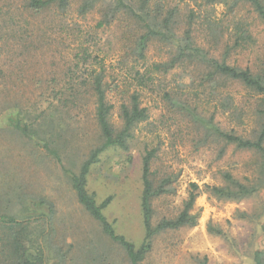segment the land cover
Listing matches in <instances>:
<instances>
[{"label":"rangeland","instance_id":"374dc122","mask_svg":"<svg viewBox=\"0 0 264 264\" xmlns=\"http://www.w3.org/2000/svg\"><path fill=\"white\" fill-rule=\"evenodd\" d=\"M166 3L177 7L179 35L190 28L195 45L211 57L264 73V24L248 6L230 14L225 5L203 0ZM78 4L74 0L64 16L47 11L23 17L40 41L0 43V217L29 223L44 264H130L125 250L80 204L67 174H78L104 144L91 83L92 75L102 73L116 133L132 94L139 95L148 114L132 129L127 149L107 148L87 176V190L98 204L112 198L103 213L116 233L137 247L145 238L143 161L156 150L151 178L155 185L170 183L168 193L152 201V226L181 213L191 183L199 185L191 211L196 225L159 233L142 264H254L256 252L264 250V183L258 168L263 159L219 142L196 120L213 117L223 131L251 138L261 125L256 113L261 96L232 80L215 91L214 83L203 82L207 70L197 62L179 64L165 75L153 72L154 64L175 55L179 43L154 41L145 58L131 54L128 46L134 43L123 42L122 33L134 30V23L119 15L118 22L99 28V13L80 16ZM191 10L196 18L189 25ZM240 19L249 23L253 41L233 48ZM136 76L153 78L140 87ZM181 102L195 117L178 107ZM225 103L229 109H223ZM18 119L31 138L15 128ZM225 173L257 191L237 200L214 196L205 186H225Z\"/></svg>","mask_w":264,"mask_h":264},{"label":"trees","instance_id":"16d2710c","mask_svg":"<svg viewBox=\"0 0 264 264\" xmlns=\"http://www.w3.org/2000/svg\"><path fill=\"white\" fill-rule=\"evenodd\" d=\"M74 0H0V43H34L40 41V36L35 35V30L29 31L31 26L23 17L39 16L47 11H55L62 16L66 15L73 5ZM79 0L77 12L80 16H87L96 10L100 15L97 27L106 29L114 22L120 20L119 15H124L135 25V29L122 33V40L126 43H134L128 46V51L139 57L145 58L149 43L159 41L161 43H179L175 55L167 62L153 65V72L168 74L177 65L197 62L207 72L204 74V83H214L215 91L223 87L229 80L242 84L247 89L254 91L259 99V108L256 113L260 118L261 125L257 134L251 138L237 134L235 130L223 131L213 123V117L202 119L198 116L196 123L209 129L214 138L227 145L233 144L240 150H249L263 159L260 169V184L264 183V73L255 72L249 68H239L230 65L226 60L219 61L209 55L207 51L197 47L192 37V29L187 28L181 35L176 31L178 17L177 7L170 8L166 0ZM205 5L223 4L228 8L230 14L236 9L248 6L258 20L264 24V0H203ZM164 10L166 12H164ZM196 18L195 11L191 10L187 15L189 25ZM235 39L233 48L242 47L245 43H251L253 36L250 33L249 23L243 20L235 22ZM214 34V32H213ZM125 38V39H124ZM248 40V41H247ZM2 48H0L1 50ZM129 56V55H127ZM139 74V73H138ZM150 77H135L139 86H145V81L152 80ZM92 89L97 99L96 120L104 137V144L92 152L88 160L82 165L78 174L67 172L72 186L77 194L80 204L96 220L103 233L114 243L122 247L128 255L130 264H142L153 248L154 238L161 232L167 230H178L180 228L196 225V216L191 214L195 206L199 185L191 183L189 199L183 210L175 219L163 220L155 227L152 226V201L168 193L169 179L162 180L155 185L152 177L151 164L156 157V150L146 153L143 161L142 182V212L145 227V238L137 247L125 236L117 234L114 226L110 223L103 211L110 205L112 198L109 197L98 204L95 195L87 190V176L91 166L98 162L100 155L109 147L117 146L127 149L128 140L134 126L148 118L147 109L141 107L138 94H132L129 106H122V129L116 133L110 123V117L114 106L106 99V89L102 73L92 75ZM211 87V85H210ZM170 98V95H167ZM223 109H229L226 106ZM178 107L187 115L194 116L187 102L179 103ZM16 129L22 131L27 138H31L27 126H23L20 120L13 122ZM58 158L57 154L51 151ZM228 183L225 186L206 185V189L218 198L237 200L246 198L257 191L256 186H249L235 179L231 174H224ZM29 223L19 219L2 215L0 217V264H44V250L40 245H34L31 239ZM32 233V232H31ZM34 248V251L32 247ZM264 250L257 251L254 264H264ZM206 264V263H205Z\"/></svg>","mask_w":264,"mask_h":264}]
</instances>
